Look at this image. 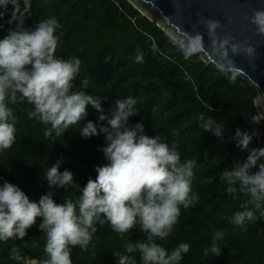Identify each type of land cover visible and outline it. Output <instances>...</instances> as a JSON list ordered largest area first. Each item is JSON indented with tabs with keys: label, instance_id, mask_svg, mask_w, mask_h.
<instances>
[{
	"label": "trees",
	"instance_id": "1",
	"mask_svg": "<svg viewBox=\"0 0 264 264\" xmlns=\"http://www.w3.org/2000/svg\"><path fill=\"white\" fill-rule=\"evenodd\" d=\"M20 8L24 12V0H20ZM9 15L0 18V38L10 27ZM49 17H55L60 24L55 55L81 60L73 90H80L81 81L87 79V93L107 97L106 111L114 107L115 100L134 97L139 113L130 122L142 120L148 135H160L169 144L174 143L181 162L196 161L190 195L198 199L187 209L181 206L172 232L166 240L157 242L169 250L181 242L189 243L190 250L181 264H264V219L258 218L244 228L232 224L230 217L241 210L240 204L248 196L238 191L233 198L219 179L222 170L247 155L231 139L236 128L258 129L259 135L250 147H264V120L259 124L249 122L252 115L259 116L254 105L257 91L240 76L229 83L231 72L216 70L198 53L185 60L177 47L181 40L172 39L126 0H31L24 22L34 28ZM138 50L143 54L142 62L135 60ZM9 107L16 117V139L9 149L0 152V183H15L30 199L38 201L48 190L44 172L58 159L60 171L70 169L82 186L90 177L95 178L96 165L107 163L98 147L105 143L103 136H80L78 128L84 121L72 125L61 136L53 133L46 137L44 132L50 125L29 119L33 106L21 102L19 94L17 102L9 103ZM88 112L86 119L95 122L99 113L91 108ZM201 114L224 123L222 138L200 128ZM53 191L58 203L76 200L80 195L71 187ZM96 229L85 248L71 247L72 264H116L113 252L124 254L125 241L145 239L139 225L123 234L113 231L107 221L97 223ZM27 231L23 240L0 242V264H31L33 260L40 264L47 259L41 230L33 225ZM218 231L223 232L217 241L222 254L204 257V249ZM13 247L20 250V262L10 258ZM128 255L141 264L139 252Z\"/></svg>",
	"mask_w": 264,
	"mask_h": 264
},
{
	"label": "clouds",
	"instance_id": "2",
	"mask_svg": "<svg viewBox=\"0 0 264 264\" xmlns=\"http://www.w3.org/2000/svg\"><path fill=\"white\" fill-rule=\"evenodd\" d=\"M30 5L31 0H24V12H21L20 0H0V18L10 13L7 20L10 27L0 38V152L9 149L16 139V117L9 103L17 102L19 94L21 102L33 106L29 119L50 125L45 129L46 137L53 133L61 136L80 121H84L78 128L82 138L102 135L105 143L98 147L107 163L96 165L95 178L90 177L82 186L70 169L60 171L58 159L44 172L48 190L38 201L30 199L19 185L4 180L0 183V242L23 240L27 230L36 225L45 238L47 256L40 264H72L71 247L85 248L97 231L96 224L107 221L119 234L139 225L145 236L143 241H125L124 254L114 251L116 264H136L128 255L135 252L140 253L141 264H181L190 250L189 243L181 242L169 250L157 241L168 238L181 206L187 209L198 199L190 195L196 161L181 162L174 143L169 144L160 135H148L142 120L130 122L139 113L134 97L117 99L114 107L106 111L107 97L87 93V79L81 81L80 90H73L81 60L78 57L65 60L55 55L60 42V24L55 17L39 21L34 28L25 25L24 13ZM249 21L259 35H264V8L256 9ZM204 25L221 58L228 56L229 47L233 54L243 52L249 58L254 57L256 50L251 44L233 43L230 33L220 36L219 20L207 18ZM182 35L177 47L187 60L203 49L202 36ZM143 58L138 50L136 62H142ZM227 65L231 68L229 83H234L242 70L231 60ZM89 108L99 113L95 122L86 119ZM261 120L264 117L254 114L249 122L259 124ZM200 121L204 132L223 137L222 121L203 114ZM257 135L258 129L236 128L231 139L247 155L219 175L233 198L238 191L248 196L240 204L241 210L230 217V222L241 228L258 218L264 219V147H250ZM68 187L78 190L79 197L58 203L53 189ZM222 237L223 232L219 231L213 235L212 242L204 249V257L222 254L217 243ZM10 258L20 262V250L13 247Z\"/></svg>",
	"mask_w": 264,
	"mask_h": 264
},
{
	"label": "water",
	"instance_id": "3",
	"mask_svg": "<svg viewBox=\"0 0 264 264\" xmlns=\"http://www.w3.org/2000/svg\"><path fill=\"white\" fill-rule=\"evenodd\" d=\"M126 1L176 41L183 39V33L201 34L203 49L198 52L201 60L220 72H231L228 60L239 67L242 70L239 76L257 91L254 105L258 115L264 117V35H259L249 21L256 9L264 8V0ZM207 18L221 22L217 30L220 36L230 33L233 43L254 46V57L249 58L243 52L233 54L229 47L228 56L221 58L204 25Z\"/></svg>",
	"mask_w": 264,
	"mask_h": 264
}]
</instances>
